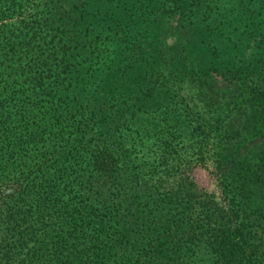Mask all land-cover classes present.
<instances>
[{
    "label": "trees",
    "instance_id": "obj_1",
    "mask_svg": "<svg viewBox=\"0 0 264 264\" xmlns=\"http://www.w3.org/2000/svg\"><path fill=\"white\" fill-rule=\"evenodd\" d=\"M224 1L0 0V264H264V79L179 29ZM162 13L177 26L159 34ZM107 37L134 62L152 46L129 94L77 89ZM184 71L205 115L169 87ZM151 103L145 143L128 125Z\"/></svg>",
    "mask_w": 264,
    "mask_h": 264
},
{
    "label": "rangeland",
    "instance_id": "obj_2",
    "mask_svg": "<svg viewBox=\"0 0 264 264\" xmlns=\"http://www.w3.org/2000/svg\"><path fill=\"white\" fill-rule=\"evenodd\" d=\"M232 3L233 1L225 0L223 2V7L220 6L218 11L212 9V12H210L212 19L207 20L208 22L206 23H183V25L179 26V29L185 32L183 33L192 46L196 45L197 48L200 47L202 51L209 53V45L214 43L221 52L220 61L242 60L247 63L249 72L255 73V75H250L252 78L258 77V79H264V39L262 41L261 39L257 41V35L253 36L250 32L251 28L259 29L260 25L261 29L264 26V14L260 15V19H262L260 21V19L257 18L251 19L248 13H245L244 10H239L236 13L239 16L236 18L234 16L236 14L230 15L227 13V10L233 5ZM219 12L222 15H218ZM244 19L248 20L244 21ZM256 22H258V24H256ZM244 23H246V27L242 26ZM174 24L175 20L173 16L170 17L169 14L165 13L160 14L158 16V33L171 32L174 26H177V23ZM212 26L216 30L211 31ZM110 39H117V37H107V50L104 52L103 60L105 62L102 64L97 63L92 69L86 70L77 85V89H83L88 83L91 91L95 89L96 91L107 89L103 90V92L110 91V93L123 92L129 94L132 90L138 89V85L143 81L138 69L150 70V66L155 67V65H157V59L151 54L152 46L149 45L146 53H143L142 57L139 59L137 58L134 62L129 59V52H124L121 46L113 44L114 41ZM236 39L238 40L237 42L240 41L242 44L237 48H233L231 45ZM123 48L126 51V47L123 46ZM205 59L208 60L209 57H205ZM139 60L140 64H138ZM150 61H152L151 64ZM105 63H107V65ZM177 66H180L182 69L180 62H178ZM170 69L176 71L172 67ZM176 81H178V84H176ZM104 83H106V85ZM169 87L177 89L179 96H183L185 102L193 109L198 110L203 115L206 114L204 113L203 104L200 100L199 88L189 80L188 72H181L179 78H174L173 85ZM231 87L234 88L233 86ZM157 104L158 103H151L148 104L149 106L145 104V106L141 107V109H143L142 114L129 120L131 125H128V127L133 133L137 130L143 138V133L146 131L149 136L152 135V131L149 132L150 126L154 124V120H151L154 115L152 111L155 110L157 111L156 113L161 111V108H156ZM144 141L146 143L149 140H145L144 138ZM192 174L197 184L203 189L211 191L214 188L213 180L204 167H193Z\"/></svg>",
    "mask_w": 264,
    "mask_h": 264
}]
</instances>
